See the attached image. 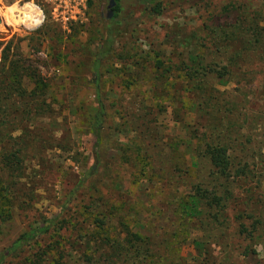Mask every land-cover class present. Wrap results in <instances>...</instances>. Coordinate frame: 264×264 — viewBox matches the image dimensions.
I'll return each instance as SVG.
<instances>
[{"label": "rangeland", "instance_id": "obj_1", "mask_svg": "<svg viewBox=\"0 0 264 264\" xmlns=\"http://www.w3.org/2000/svg\"><path fill=\"white\" fill-rule=\"evenodd\" d=\"M108 1L87 0L85 21L62 29L43 3L29 24L28 0H0V57L46 84L38 137L0 170V264H140L106 245L132 233L143 264H264V0H122L114 20ZM204 64L228 72L195 79L196 93L183 73ZM208 145L226 147L227 179Z\"/></svg>", "mask_w": 264, "mask_h": 264}, {"label": "trees", "instance_id": "obj_2", "mask_svg": "<svg viewBox=\"0 0 264 264\" xmlns=\"http://www.w3.org/2000/svg\"><path fill=\"white\" fill-rule=\"evenodd\" d=\"M122 0H113L114 5L111 8L112 12V20H114L121 8L119 6V2ZM155 12V11H154ZM235 35V32L229 33V35ZM106 40H104V47L107 48L111 43V35L110 33L106 35ZM227 34H224L223 37H226ZM196 37L194 33H190L189 35L183 37L181 40L184 42H189L193 44ZM257 37L254 38L252 43L257 42ZM179 41V40H178ZM247 45V42H246ZM103 51V50H102ZM245 51V50H244ZM260 55L262 54L259 53ZM239 56V52H236L232 59L237 58ZM5 52L1 53L0 57V149L3 152L0 153V170H5L6 172H14L18 168H20L21 158L26 148L30 144H32L36 138V129L33 127L34 120H38L40 116V112L43 113L45 110L44 101L39 100L38 95L43 94L42 90L45 89L46 84L43 80L38 76V74L28 67L24 66L19 62L8 63L5 65L6 61ZM168 66L162 68V72H169ZM96 63L94 64V88L97 94V80H96ZM225 72L219 73L214 69L210 68L206 64L200 65L199 68L190 69L187 72L183 73V77L186 78L190 82V89L196 93L204 94L205 90L201 87V83H195V79L207 78L210 73H215L217 78L223 77L228 70L223 67L222 69ZM28 80L32 81L34 88L30 91H26L23 88V81ZM199 80V79H198ZM19 109V110H18ZM102 112V105L99 101H97V114L93 119V124L91 129L94 134L100 127L101 120L98 116ZM8 126L14 128V130L18 131V135L10 136L6 132ZM19 127V128H18ZM37 128V127H36ZM34 130V132H33ZM5 148V149H4ZM227 149L224 146H211L208 145V158L215 169L216 178L217 179H227L228 176V155L226 153ZM2 181H0V200H3L1 195L2 192ZM226 189L222 190L220 194L216 195L212 194V197L209 200V204L212 207L221 208L223 207V201L226 194ZM194 203H191V206ZM0 211L1 205H0ZM50 227L49 224L43 226H39L35 229L29 230L26 233L20 234L11 244L9 251L12 252L17 248L21 247L32 237L37 236L39 233L46 232V230ZM145 239L139 237L137 234H129L127 235L124 241H109L106 245L109 250L114 248H118L119 250L125 251L129 256L135 259L138 263L143 264L147 260V243L144 241Z\"/></svg>", "mask_w": 264, "mask_h": 264}, {"label": "built area", "instance_id": "obj_3", "mask_svg": "<svg viewBox=\"0 0 264 264\" xmlns=\"http://www.w3.org/2000/svg\"><path fill=\"white\" fill-rule=\"evenodd\" d=\"M47 7L49 18L60 25L62 29L75 22H84L87 11V0H28V5L33 7L43 18V8Z\"/></svg>", "mask_w": 264, "mask_h": 264}, {"label": "bare ground", "instance_id": "obj_4", "mask_svg": "<svg viewBox=\"0 0 264 264\" xmlns=\"http://www.w3.org/2000/svg\"><path fill=\"white\" fill-rule=\"evenodd\" d=\"M27 7H30V8H32L36 13V15L34 16V17H32V19L31 20H29L28 22H29V24L31 23H33V24H37V23H39L40 21H41V19H42V17H41V15L33 8V7H31L30 5H28V4H26V5H24V6H22V7H20L22 10H20V12L22 13V15H23V13H24V9L25 8H27ZM22 15H21V17H22ZM21 17H20V19H21ZM21 21V20H20ZM0 24H4L5 25V23L3 22V20H2V18L0 17Z\"/></svg>", "mask_w": 264, "mask_h": 264}, {"label": "water", "instance_id": "obj_5", "mask_svg": "<svg viewBox=\"0 0 264 264\" xmlns=\"http://www.w3.org/2000/svg\"><path fill=\"white\" fill-rule=\"evenodd\" d=\"M113 5H114L113 0H109L106 6V9L108 10L105 16L106 19H109L112 16L111 8L113 7Z\"/></svg>", "mask_w": 264, "mask_h": 264}]
</instances>
